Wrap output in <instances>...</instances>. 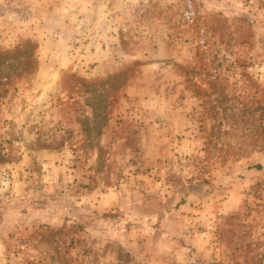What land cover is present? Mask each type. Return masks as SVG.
I'll return each mask as SVG.
<instances>
[{"label": "rangeland", "instance_id": "374dc122", "mask_svg": "<svg viewBox=\"0 0 264 264\" xmlns=\"http://www.w3.org/2000/svg\"><path fill=\"white\" fill-rule=\"evenodd\" d=\"M101 1L0 0V264H264V0Z\"/></svg>", "mask_w": 264, "mask_h": 264}, {"label": "built area", "instance_id": "2783aa9c", "mask_svg": "<svg viewBox=\"0 0 264 264\" xmlns=\"http://www.w3.org/2000/svg\"><path fill=\"white\" fill-rule=\"evenodd\" d=\"M202 16V0H183L181 19L184 23L189 25H197L198 20ZM197 39L198 45L206 44V31L203 27L197 28ZM181 40V38L179 39Z\"/></svg>", "mask_w": 264, "mask_h": 264}, {"label": "crops", "instance_id": "0c3cea01", "mask_svg": "<svg viewBox=\"0 0 264 264\" xmlns=\"http://www.w3.org/2000/svg\"><path fill=\"white\" fill-rule=\"evenodd\" d=\"M97 0H95V3ZM132 4L133 1L130 0H102L101 4L103 6V13H102V19L106 20H112V14L117 12V10H122L125 9L129 4ZM89 6L91 5L90 3L88 4ZM126 5V7H125ZM118 7V9L116 8ZM125 7V8H124ZM116 8V9H114ZM105 11V12H104ZM111 18V19H110Z\"/></svg>", "mask_w": 264, "mask_h": 264}]
</instances>
